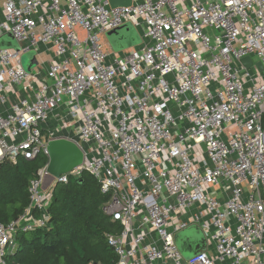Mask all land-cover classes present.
<instances>
[{
	"label": "built area",
	"instance_id": "obj_1",
	"mask_svg": "<svg viewBox=\"0 0 264 264\" xmlns=\"http://www.w3.org/2000/svg\"><path fill=\"white\" fill-rule=\"evenodd\" d=\"M126 23L138 43L106 47ZM6 34L18 49L0 46V165L47 156L59 108L84 157L45 187L46 164L30 179L24 213L0 223V264L83 171L122 225L113 264H264V0H0ZM23 52L48 59L27 70ZM190 225L205 246L185 258L174 235Z\"/></svg>",
	"mask_w": 264,
	"mask_h": 264
},
{
	"label": "trees",
	"instance_id": "obj_2",
	"mask_svg": "<svg viewBox=\"0 0 264 264\" xmlns=\"http://www.w3.org/2000/svg\"><path fill=\"white\" fill-rule=\"evenodd\" d=\"M46 163L43 154L1 163L0 223L7 224L24 213L30 202L29 181ZM109 198L88 171L55 184L48 205L49 227L19 232L18 248L6 257L7 263L113 264L117 255L107 244V235L119 234L122 225L102 210Z\"/></svg>",
	"mask_w": 264,
	"mask_h": 264
},
{
	"label": "water",
	"instance_id": "obj_3",
	"mask_svg": "<svg viewBox=\"0 0 264 264\" xmlns=\"http://www.w3.org/2000/svg\"><path fill=\"white\" fill-rule=\"evenodd\" d=\"M111 7L129 6L132 0H108ZM109 43L118 51L130 45L136 44L139 37L135 29L126 23L115 29L106 32ZM0 46L18 49V44L13 38L6 34L0 38ZM31 58L26 69L36 63L34 52H31ZM245 64L250 63L248 57L242 60ZM258 69H261L259 61L256 62ZM47 163L46 177L43 186H47L55 177H59L80 165L83 161V151L80 143L64 137H54L47 141ZM33 212L30 209L29 214ZM174 241L185 258L192 257L205 246V238L197 225H190L174 235Z\"/></svg>",
	"mask_w": 264,
	"mask_h": 264
},
{
	"label": "crops",
	"instance_id": "obj_4",
	"mask_svg": "<svg viewBox=\"0 0 264 264\" xmlns=\"http://www.w3.org/2000/svg\"><path fill=\"white\" fill-rule=\"evenodd\" d=\"M106 34V33H105ZM104 34V35H105ZM139 37V36H138ZM105 38L106 39H103L102 40V43L103 44H105V46L106 47H108V48H110L111 50H114V51H117L110 43H109V39H108V36L107 35H105ZM137 44V43H136ZM133 45H135V44H133ZM133 45H130V46H133ZM130 46H128V47H126V48H129ZM125 49V48H124ZM118 51H120V50H118ZM35 54V53H34ZM34 57H35V60H36V62L39 60V61H44L45 59H48L47 57H45L44 56V54L43 53H41L39 56L38 55H34ZM31 58V57H30ZM33 65H36V63L35 64H33ZM30 68H31V66H30ZM61 109L62 108H59L58 110H56V111H54V113H52V115H51V117H50V119H49V121H48V125H49V127H51L52 128V131L55 129V132H56V130H57V132H56V134L55 135H57V136H55L54 134L52 135V137H64V138H67V139H70V140H74V139H76V130H75V125L74 124H71L70 126H66V127H59L58 129H56V127H58V126H56V122H57V120H56V117H55V115L56 114H60V112H61ZM68 120H70V119H68ZM50 128V129H51ZM54 132V131H53ZM221 184H222V186L224 187V189H223V191L221 190V191H219V193L217 194V197L218 198H220V199H223L225 196H227V194L229 193V189H228V186H227V183L225 182V181H221Z\"/></svg>",
	"mask_w": 264,
	"mask_h": 264
},
{
	"label": "rangeland",
	"instance_id": "obj_5",
	"mask_svg": "<svg viewBox=\"0 0 264 264\" xmlns=\"http://www.w3.org/2000/svg\"><path fill=\"white\" fill-rule=\"evenodd\" d=\"M139 30V29H138ZM139 32L141 33V31L139 30ZM107 35V34H105ZM105 35L103 34L101 36V40L103 39H106L105 38ZM31 52H23L21 55H20V59H21V64L22 66L26 69L27 65L29 64V61H30V57H31ZM45 57H47V55L44 54ZM35 65H31V68H33ZM198 150V149H196Z\"/></svg>",
	"mask_w": 264,
	"mask_h": 264
}]
</instances>
